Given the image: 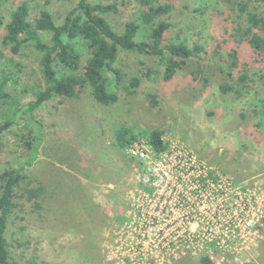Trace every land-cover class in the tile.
Instances as JSON below:
<instances>
[{"label": "rangeland", "instance_id": "obj_1", "mask_svg": "<svg viewBox=\"0 0 264 264\" xmlns=\"http://www.w3.org/2000/svg\"><path fill=\"white\" fill-rule=\"evenodd\" d=\"M26 1L31 20L48 13L59 24L79 2L0 0L6 21ZM118 1L117 13L106 18L123 33L127 22L141 18L142 7L137 0ZM157 2L173 6L170 15L160 19L171 23L168 36L200 43L208 54L203 61L189 62L167 82L160 58L121 51L115 65L121 72L120 83L109 75V89L118 102L103 105L85 90L77 98L50 101L35 113L44 140L37 161L25 170L28 178L19 190V208L7 230L12 257L19 264H204L203 253L164 254L146 236L149 249L143 244L144 225L130 218V210L133 196L142 188L145 168L129 147L124 151L117 147L115 134L122 126L139 135L137 141L146 139L141 133L161 129L173 148L227 175L234 185L256 187L264 195V80L251 71V86L256 88L251 94H247L250 89L242 97L220 91L228 78L215 55L225 25L219 23V17L225 21V16L218 10L232 14L236 4L230 0ZM231 23H227L229 30ZM4 34L0 28V77L7 79V92L25 106L34 100L33 89L41 79V56L31 47L14 55L1 45ZM146 35L144 28L137 40ZM80 50L86 54L83 44ZM134 78L140 80L139 87L131 86ZM8 111L0 102V122ZM37 134L29 119L18 120L3 134L0 173L27 158ZM40 188L42 195L29 200L26 190ZM212 257L216 264H264V210L246 245L239 244L230 254L214 251Z\"/></svg>", "mask_w": 264, "mask_h": 264}, {"label": "trees", "instance_id": "obj_2", "mask_svg": "<svg viewBox=\"0 0 264 264\" xmlns=\"http://www.w3.org/2000/svg\"><path fill=\"white\" fill-rule=\"evenodd\" d=\"M137 1L142 7L141 18L127 22L123 33L113 28L106 18L110 13H117L118 0H79L62 24L48 13L31 20L32 11L27 1L11 12L8 21L0 12V28L5 29L2 47L14 55L31 47L41 56V79L33 89L34 100L27 105L20 106L16 97L7 92V79L0 77V102L10 109L6 119L0 122V140L20 119H29L38 132L27 158L18 166L0 173V264H19L12 257L7 230L10 217L19 208V190L28 178L25 170L37 161L44 140V132L35 113L50 101L77 98L85 90H89L94 100L103 105L118 102V96L109 89L112 84L109 75H115L116 82L120 83L121 72L115 65L121 51L160 58L165 68L163 78L167 82L189 62L203 61L208 54L200 43H190L181 36L175 39L168 36L171 23L160 19L172 12L170 3ZM230 1L236 4L232 14L218 10L219 15L225 16V21L219 17V23L225 25L223 41L217 44L215 55L228 78L220 91L224 95L231 93L242 97L245 91L250 89L247 94H251L256 89L251 86V71L256 76L261 75V81L264 80V0ZM227 23H231L233 28L229 30ZM144 28L147 29L146 39L138 41ZM82 44L86 54L80 50ZM203 72L204 65L201 64L200 75ZM139 85L138 78L131 80L133 88ZM141 135L157 154L166 151L163 130H151ZM115 139L117 147L124 151L139 139V135L122 126L117 129ZM26 192L29 200H33L42 195L43 189H27ZM202 262L213 264L209 258H203Z\"/></svg>", "mask_w": 264, "mask_h": 264}, {"label": "built area", "instance_id": "obj_3", "mask_svg": "<svg viewBox=\"0 0 264 264\" xmlns=\"http://www.w3.org/2000/svg\"><path fill=\"white\" fill-rule=\"evenodd\" d=\"M165 145L159 154L147 139L129 146L145 168L130 210V218L144 225L143 244L149 249L146 236L164 254L203 253L212 263L214 251L230 254L246 245L264 210L261 189L234 185L222 172Z\"/></svg>", "mask_w": 264, "mask_h": 264}]
</instances>
